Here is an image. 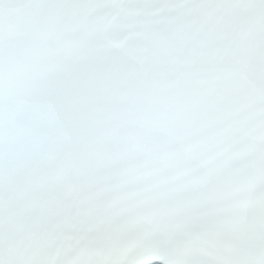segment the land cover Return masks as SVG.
<instances>
[{"label":"snow or ice","instance_id":"obj_1","mask_svg":"<svg viewBox=\"0 0 264 264\" xmlns=\"http://www.w3.org/2000/svg\"><path fill=\"white\" fill-rule=\"evenodd\" d=\"M0 264H264V0H0Z\"/></svg>","mask_w":264,"mask_h":264}]
</instances>
